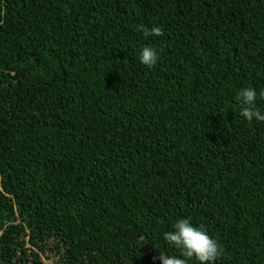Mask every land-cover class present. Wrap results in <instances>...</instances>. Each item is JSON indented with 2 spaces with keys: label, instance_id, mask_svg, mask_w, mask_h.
I'll return each mask as SVG.
<instances>
[{
  "label": "trees",
  "instance_id": "obj_1",
  "mask_svg": "<svg viewBox=\"0 0 264 264\" xmlns=\"http://www.w3.org/2000/svg\"><path fill=\"white\" fill-rule=\"evenodd\" d=\"M244 86L264 89V0H0V264H159L179 218L215 264H264Z\"/></svg>",
  "mask_w": 264,
  "mask_h": 264
},
{
  "label": "clouds",
  "instance_id": "obj_2",
  "mask_svg": "<svg viewBox=\"0 0 264 264\" xmlns=\"http://www.w3.org/2000/svg\"><path fill=\"white\" fill-rule=\"evenodd\" d=\"M136 29L145 37L163 35L158 25H137ZM158 58V49L153 46L143 45L137 51L138 61L149 68L157 64ZM258 97L264 98V89L258 92L254 87L244 86L236 91L234 99L239 115L246 121L264 122V111L256 105ZM163 235L168 245L179 251V255L159 252V264H188L191 259L198 264H215L222 253L218 241L205 228L194 225L188 218L177 219L172 224V230Z\"/></svg>",
  "mask_w": 264,
  "mask_h": 264
},
{
  "label": "rangeland",
  "instance_id": "obj_3",
  "mask_svg": "<svg viewBox=\"0 0 264 264\" xmlns=\"http://www.w3.org/2000/svg\"><path fill=\"white\" fill-rule=\"evenodd\" d=\"M48 256L49 257L47 258L45 254L44 255H40V258H41L43 264H56L55 263L56 258L53 257V254L52 253H48Z\"/></svg>",
  "mask_w": 264,
  "mask_h": 264
}]
</instances>
